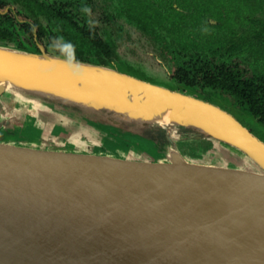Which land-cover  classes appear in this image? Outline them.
Masks as SVG:
<instances>
[{
	"label": "water",
	"instance_id": "95a60500",
	"mask_svg": "<svg viewBox=\"0 0 264 264\" xmlns=\"http://www.w3.org/2000/svg\"><path fill=\"white\" fill-rule=\"evenodd\" d=\"M5 41L0 264H264V142L231 113L111 65ZM166 109L169 121H155ZM24 110L40 130L26 143L12 130ZM72 112L166 145L165 155L91 152L102 133ZM54 117L65 139L45 129ZM188 134L227 147L229 159L186 156Z\"/></svg>",
	"mask_w": 264,
	"mask_h": 264
},
{
	"label": "rangeland",
	"instance_id": "374dc122",
	"mask_svg": "<svg viewBox=\"0 0 264 264\" xmlns=\"http://www.w3.org/2000/svg\"><path fill=\"white\" fill-rule=\"evenodd\" d=\"M148 0H144L141 6V11H146ZM185 3L183 8H194V12H188L189 17L185 16V19L182 20L186 22V18H191L193 16L194 19L201 18V14H207L212 16L219 24L223 25L226 28L220 29L219 27H206L205 33L214 34L217 38L222 39L225 44H228L227 41L230 37H232L229 32H225L223 30H228L230 26L234 25V19L236 15L244 17L245 21L243 24L238 23L241 19L238 16L235 17L236 24L233 27L234 41H237L240 35H244L246 40L250 39L249 35V27L255 25L253 22H250L246 18L249 16L248 13H253L257 10V2L256 0H184ZM94 5L98 4L99 6L103 4L102 0H93ZM149 3V2H148ZM152 4V3H151ZM218 4L224 6H220V10L218 9ZM254 7V9H253ZM96 9V8H95ZM88 11L86 21L89 22L90 25H94L100 31V35L110 39L112 41L111 47L113 48V53L118 54L115 57H112L111 66L119 69L122 72H126L128 74L134 75L138 78L148 80L150 82L177 88V84L173 79V71L175 69V63L172 58V55L177 52L180 53L179 43L174 38V35L171 32H167L160 27H156V33L162 35L164 38L160 41L156 40L152 36L138 30L133 24L130 22H126L124 17H117L118 19H106L103 14L104 12L110 11L106 8H97L96 10ZM152 10L154 11V6H152ZM185 11L184 13H186ZM197 14V15H193ZM257 17L264 19V14L259 13L256 14ZM251 16V14H250ZM253 16V15H252ZM82 18V16H80ZM175 18V17H174ZM176 20V18H175ZM191 19L189 20V22ZM214 24V20H211ZM82 23V21H81ZM176 24V22H175ZM252 25V26H251ZM220 29V30H219ZM120 30V31H119ZM120 32V33H119ZM199 34V33H198ZM72 43L67 44L71 49L69 53H65L64 56L69 58L72 57L73 52L77 54L81 53V56L86 55L84 43L76 39V36L72 34ZM203 37V36H199ZM202 39V38H200ZM203 43V42H198ZM74 44V45H72ZM77 44V45H75ZM188 45V44H187ZM68 49V47H67ZM170 51L174 52L171 53ZM182 51V50H181ZM188 51L191 53H196L197 51H201V53L208 54V57L214 58L216 63L226 62V63H239L240 67L246 71L247 75L256 73L264 74V59L260 61H255L252 54L248 51L241 52L243 50H236V53H232L233 55L229 56V52H225L223 54L222 50L220 52L211 53L210 49H194L191 48ZM48 53V52H46ZM53 54V53H48ZM115 55V54H113ZM183 56V54H182ZM91 58H96L91 56ZM76 59V58H74ZM78 60V59H76ZM187 60V55L180 59L179 62H184ZM176 61V60H175ZM88 62V61H85ZM257 62V63H256ZM92 63V62H90ZM208 96L206 97L208 101L212 102L215 105H218L231 113L238 121H240L245 127H247L254 135H256L260 140L264 142V127L253 117L251 116L245 109L238 106L237 104L231 105L229 96L220 93V91H205ZM204 92V93H205ZM199 94H203V92H199ZM204 96V95H203ZM204 99V98H203ZM81 114V113H80ZM73 116H78L79 114L72 112ZM82 115H85L82 113ZM81 115V116H82ZM80 116V115H79ZM80 116V117H81ZM86 118L85 120H89V123L97 126L100 129V136L98 137V141L96 146L92 145L93 142H89L85 139L86 142H89L88 147L85 148L91 152L99 153V154H108L114 157H124L127 156L128 153L132 150H141L144 154H149L153 159L163 158L165 155V151L167 149L166 145L160 146L156 148L151 142L144 141L136 143L133 137H136L128 132H124L116 126H112V124L104 121V119H89V117L82 116ZM35 116L31 114V112L26 115L25 110L22 112V117L20 120V126L13 125L12 130L15 131V136L18 134V137L23 136L24 143L26 141L37 140L38 134L40 130L36 128L34 124ZM52 118V117H51ZM57 117L53 118V126L55 125L54 131L50 132L52 134H60L63 139L66 138V135L69 132L67 129L62 128L60 121ZM52 126V128H54ZM51 128V129H52ZM50 129V130H51ZM70 134V132H69ZM187 141H183L178 143V147L182 152L185 153L186 156L193 159H203V160H212V161H223L228 160L229 153L232 152L227 147L223 145H219L218 143L201 139L196 140L192 139V134H188ZM136 137L135 139H137ZM175 138L180 140L181 136L176 134ZM29 139V140H28ZM74 144L75 140H72ZM81 142V140H79ZM83 141V140H82ZM41 142V141H40ZM82 143V142H81ZM84 143V142H83ZM41 144V143H40ZM138 144V145H137ZM46 147H53L54 144L49 140L45 143ZM66 150L71 149V144H68V147H65ZM131 151V152H132ZM229 166H233V162L229 161Z\"/></svg>",
	"mask_w": 264,
	"mask_h": 264
},
{
	"label": "flooded vegetation",
	"instance_id": "af4514ba",
	"mask_svg": "<svg viewBox=\"0 0 264 264\" xmlns=\"http://www.w3.org/2000/svg\"><path fill=\"white\" fill-rule=\"evenodd\" d=\"M102 1V5L99 6L96 4L95 6L93 0H0V39L7 40L8 44L11 45L16 44L23 48H31L33 46L37 51H40V47H42L45 52L53 53L55 55H64L65 53L72 52L67 44L72 43V34H74L76 39L78 38L84 43L83 46L85 47L86 55L81 56L80 52L77 54L73 52L72 55L75 54L80 59H83L84 57L89 59L91 56L103 59L107 57L111 62L112 57H115L116 59L118 54L113 53V48L111 47L112 41L100 35L98 28L94 25H90L89 22L86 21L88 11H92L95 8L109 9L110 11L104 12L103 14L106 19L115 20L119 17H124L126 22H130L140 30L139 25L132 19L134 13L133 6H135L134 8L136 9L141 8L144 0ZM146 2L149 8L152 9V6H154V10L158 9L160 12L159 14H167L170 17L163 20L161 24L151 22L146 34L155 38L151 32L154 31V33H156L155 28L158 26L174 35V38L179 43L182 51L180 50V53L170 51L171 53H174L172 55L175 63L173 76L178 69V64L182 63L179 62L178 59L182 58L184 54L187 55V60L184 61L186 66H189V64L200 59L203 60L206 65L210 67L213 66L216 69L222 64H236L238 69L247 77L264 76L263 73L259 74L255 71L253 74L247 75L246 71L240 67L239 63H216L214 58L208 57V54L201 53V51H197L196 53L188 51L191 48L196 50L210 49L211 53L220 52V50H222L223 54L229 52V56H231L233 55V52L236 53V50L240 49L243 50L241 52L249 51L255 61L264 59V34L259 38L260 40H257L258 37L256 36V33L261 30V26L257 21L260 20L264 22V19L259 18V16L257 17L256 14H264V7L263 9L255 10L253 13H248L249 16L246 19L255 24L253 29L252 27H249L250 39L248 40H246V37L243 34L237 38V41L233 40L235 34L233 27L237 23L235 17L238 16V18H242L238 23L243 24L245 21L244 17L239 15L233 17L234 25L230 26L228 30H223L229 32L232 36L227 40L229 43L225 44L222 39L217 38L213 33L209 34V31L208 33H205L206 27L217 28L220 26V29L226 28L213 19L212 16L206 14V20L199 21L198 23H194L193 20L189 22L190 19H186V22H184L175 16V11H179L181 14L185 15H188V12L195 11L194 8H183L181 6L183 3L182 0H148ZM169 5L175 9L167 8ZM218 9L220 10V4H218ZM185 11L187 12L184 13ZM80 16H82V18H80ZM211 20H214L215 23L213 24ZM172 25H179V27L182 26L183 28L180 30L173 29L171 28ZM199 36H203L200 37L202 39H200ZM163 38L162 35L157 34V38L155 39L160 41ZM198 42L203 43L201 44ZM200 92H203L202 89H200ZM203 95L205 97L208 96L206 92H203ZM229 98L231 105L232 103L235 104L231 96H229Z\"/></svg>",
	"mask_w": 264,
	"mask_h": 264
},
{
	"label": "trees",
	"instance_id": "16d2710c",
	"mask_svg": "<svg viewBox=\"0 0 264 264\" xmlns=\"http://www.w3.org/2000/svg\"><path fill=\"white\" fill-rule=\"evenodd\" d=\"M182 1V4L184 5L185 1ZM256 2L257 9H263L264 0H256ZM220 6L222 7L224 4ZM134 7L135 6H133L134 13L132 19L139 25L140 30H143L144 33H147V29L150 27L151 22L161 24L163 20L170 18L167 14H159L160 12L158 9L151 11L152 9L147 6L148 8L146 11H141V8L136 9ZM167 8L173 10L175 9L172 8L171 5H169ZM183 15L185 14L175 11V16L181 20H184L185 16L189 17V15H185L184 17ZM186 19H191L194 21V23H198L199 21L206 20V14H201V18L199 19H194L193 16ZM257 23L261 26V30L256 33V36L258 37L257 40H260L259 38H261V36L264 34V22L258 20ZM171 28L180 30L183 27H179V25H172ZM151 34L157 38V34L154 33V31H152ZM0 42H4V40L0 39ZM5 43L8 44L7 40ZM13 46L23 48L16 44ZM24 49L37 51L33 46L31 48ZM72 57L78 60L88 61L96 64L112 65L107 57L105 59L99 57L89 59L84 57L85 59H80L75 54L72 55ZM203 63H205L203 60L197 59L194 63L189 64V66H186L185 62L178 64V69L175 71L173 76V79L178 86L177 88L192 94H196L205 100H207L206 97L203 96V94H199L200 89H202L203 92H205L207 89L212 92L220 91L222 94H227L231 96L235 104L245 109L264 127V76L247 77L241 70L238 69L236 64H222L216 69L213 66L210 67L206 65V63Z\"/></svg>",
	"mask_w": 264,
	"mask_h": 264
},
{
	"label": "bare ground",
	"instance_id": "6f19581e",
	"mask_svg": "<svg viewBox=\"0 0 264 264\" xmlns=\"http://www.w3.org/2000/svg\"><path fill=\"white\" fill-rule=\"evenodd\" d=\"M6 85L9 84L6 83ZM169 113H170L169 109H166L162 114L156 116L154 120L157 121L158 123H167L169 121ZM260 261L264 263V258L261 257Z\"/></svg>",
	"mask_w": 264,
	"mask_h": 264
},
{
	"label": "crops",
	"instance_id": "0c3cea01",
	"mask_svg": "<svg viewBox=\"0 0 264 264\" xmlns=\"http://www.w3.org/2000/svg\"><path fill=\"white\" fill-rule=\"evenodd\" d=\"M37 123V122H36ZM37 125H38V123H37ZM41 125H39V127H40ZM52 126H53V124H51V125H48L45 129H47V130H50L51 128H52ZM42 131V130H41Z\"/></svg>",
	"mask_w": 264,
	"mask_h": 264
}]
</instances>
